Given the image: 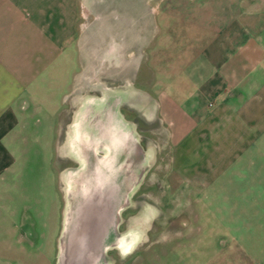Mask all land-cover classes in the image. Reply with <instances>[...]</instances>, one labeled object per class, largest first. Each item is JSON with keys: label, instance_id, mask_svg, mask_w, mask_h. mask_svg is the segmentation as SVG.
I'll return each instance as SVG.
<instances>
[{"label": "crops", "instance_id": "0c3cea01", "mask_svg": "<svg viewBox=\"0 0 264 264\" xmlns=\"http://www.w3.org/2000/svg\"><path fill=\"white\" fill-rule=\"evenodd\" d=\"M181 8L159 21L153 0H0V264H29L26 248L40 239L55 240L51 264H113L111 247L141 263L130 256L138 235L110 244L112 208L130 181L118 179L121 160L141 150L120 106L165 125L174 179H232L230 208L210 215H229L235 255L199 263L264 264V0ZM100 132L118 137L110 174L91 154L104 152ZM63 165L78 170L62 175ZM56 194L58 228L40 232Z\"/></svg>", "mask_w": 264, "mask_h": 264}, {"label": "rangeland", "instance_id": "374dc122", "mask_svg": "<svg viewBox=\"0 0 264 264\" xmlns=\"http://www.w3.org/2000/svg\"><path fill=\"white\" fill-rule=\"evenodd\" d=\"M183 1L153 0V16L155 18L158 16L159 21H162L160 20L162 17L170 21L171 12L174 14L172 17H176V14L182 11ZM166 9H169L168 13ZM136 110L139 112L138 109ZM120 111L122 119L127 118L134 124L141 150L136 144L135 154H130L128 158L121 160V163L125 164L123 168L125 178L120 175L118 179H128V181L130 179V181L120 195L121 202L112 208L110 244L112 241H117L120 234L125 235L128 231L138 235L137 241H140L136 242L134 251L129 255L140 256L141 263L133 261L123 263L125 260H122L120 254L111 247L109 251L106 250V254L114 260L113 264H198L199 259L201 262V259L208 257L235 255L236 251L230 248L229 243V215H210L217 211L226 212L230 208L229 186L232 179H174L170 162L171 153L167 150L165 125L158 119L145 118L144 114L139 118L137 113L134 115L130 112L132 117H129L123 106H120ZM65 112L61 124L59 123L61 126L68 116V112ZM42 156L47 158V153L43 152ZM39 163L40 177L43 173L45 179H48L47 171L50 169L47 161L40 158ZM74 170L77 171L78 168L63 165L62 175ZM32 171L33 169H30L28 173L31 174ZM38 182L41 184L42 180ZM51 187H48L45 181L46 192ZM63 193L64 190H61V199L65 197ZM134 193L135 198L130 197ZM48 199L49 196L44 200V208L47 209L43 208L42 215L45 224L41 222L40 225H36V227L40 226L38 230L44 233L53 222L56 230L58 228V204L60 205L58 195L57 209H52L50 213ZM64 202L63 200V207L66 205ZM138 208L140 215H133V210ZM122 211L125 213L123 214ZM65 217L64 215L62 218ZM220 219L222 224L227 226L221 227ZM31 234L33 235V232ZM57 235L56 240L59 241L62 233L58 232ZM38 241L41 244L38 247L26 248L29 252V264H38L37 258L43 255V251L47 256L46 264H51L56 251L55 240L53 242L52 239L49 243L41 239Z\"/></svg>", "mask_w": 264, "mask_h": 264}, {"label": "bare ground", "instance_id": "6f19581e", "mask_svg": "<svg viewBox=\"0 0 264 264\" xmlns=\"http://www.w3.org/2000/svg\"><path fill=\"white\" fill-rule=\"evenodd\" d=\"M105 134L106 133H104V132H100V135H99V137L102 138L100 142L102 143V141H105V147L103 148V150H104L103 154L98 155V156L96 153H93V152H91V154L93 156L99 158V160H95L94 163L95 164L97 163V165L100 166V169L102 168L105 171H107L108 174H110L112 172L113 168L109 165L110 162L108 160H110V158H108L107 152H109L110 147H113V144H116V145L118 144V141H117L118 137H114L113 135H111L107 138V136ZM83 145H86V144H83ZM107 149H108V151H107ZM82 151H83L82 153L84 154L85 150H84L83 146H82ZM95 171L96 170H92L88 175L89 178H87V179H95V176H96ZM100 175L102 176V174H100ZM85 193H86V188H83V194H85ZM112 197H113V191H110V198L112 199ZM111 203H112V201H111ZM110 206L112 207V205H110ZM86 215H88L87 212H86Z\"/></svg>", "mask_w": 264, "mask_h": 264}]
</instances>
